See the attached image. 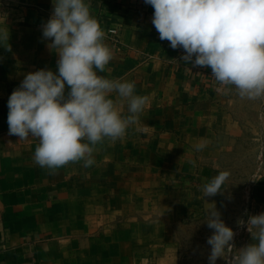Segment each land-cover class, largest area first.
<instances>
[{"label":"crops","instance_id":"crops-1","mask_svg":"<svg viewBox=\"0 0 264 264\" xmlns=\"http://www.w3.org/2000/svg\"><path fill=\"white\" fill-rule=\"evenodd\" d=\"M86 3L113 52L105 71L97 74L134 82V94L147 97V103L124 137L96 145L92 166L69 163L50 174L36 165L38 140L9 135L8 99L27 73L57 71L58 55L42 35L53 0H6L0 5V29L9 30L11 48L0 46V264H135L148 246L141 225H132L128 233H112L103 225L96 233L95 207L119 205L127 189L136 192L128 198L141 199L144 186L166 191L162 200L168 220L218 205L217 196L204 198L202 188L212 177L203 174L199 159L220 156L251 124L243 111L250 110L252 100L241 98L234 87L219 85L210 68L181 61L184 50H173L159 39L152 24L154 9L144 0ZM117 108L129 114L127 100H118ZM198 145L204 147L197 150ZM249 202L252 215L264 212V170L250 186ZM152 225L157 230L151 239L158 241L166 225L160 220ZM250 242L246 231L242 246ZM120 253L128 254L125 261L117 256L109 263L94 259ZM80 254L88 260L77 261Z\"/></svg>","mask_w":264,"mask_h":264},{"label":"clouds","instance_id":"clouds-1","mask_svg":"<svg viewBox=\"0 0 264 264\" xmlns=\"http://www.w3.org/2000/svg\"><path fill=\"white\" fill-rule=\"evenodd\" d=\"M144 2L154 9L152 24L159 39L173 50H184L181 61L192 68H210L219 85L234 87L241 98H264V0ZM90 7L86 0H53L42 35L58 55L57 71L27 73L8 99L9 135L36 138L33 161L50 174L69 163L92 166L96 145L124 137L147 103V97L134 94V82L97 74L105 71L113 52ZM9 36V30L0 29V46L11 51ZM118 100H127V116L118 110ZM229 176L221 171L207 182L204 198L221 194ZM206 222L214 230L207 239L208 261L216 264L226 250L235 248L230 243L235 234L215 206ZM246 230L253 242L228 257V264H264V212L250 215Z\"/></svg>","mask_w":264,"mask_h":264},{"label":"rangeland","instance_id":"rangeland-1","mask_svg":"<svg viewBox=\"0 0 264 264\" xmlns=\"http://www.w3.org/2000/svg\"><path fill=\"white\" fill-rule=\"evenodd\" d=\"M4 1L6 0H0V5ZM263 107V100H252L250 110L244 109L243 111L251 124L248 125L238 142L229 144L228 149L222 151L220 156L199 159V168L202 167L204 175L213 178L221 171L230 172L228 180L223 185V192L216 195L218 205L200 206L191 213L168 220L164 217L166 216V207L163 205L165 198L162 200L165 190H150L144 186L142 198L135 199L128 197L136 192L127 189L122 192L124 198H121L122 203L119 205L95 207V220L98 225V230L95 232H100L105 225L106 229L112 233L120 232V230L128 233L132 230V225H141L140 230L144 238L148 239V246L142 249L141 259H138L135 264H209L208 256L211 246L207 244V239L214 230L207 226L206 221L209 219V211L215 206L221 214V219L235 234L233 241L230 242L235 248L230 251L226 250L225 258L221 257L216 260V264H228L227 258L236 255L246 240V222L252 215L249 204L250 186L258 174L264 170ZM211 170L215 173L209 174ZM125 176L133 177L132 174H125ZM174 207L175 209L171 207L169 211L174 212L177 209L176 206ZM83 208L86 211V207ZM158 220L164 221L166 226L165 231L159 234L158 241H156L151 239V233L157 230L152 223ZM239 221H244L245 224L241 225ZM112 242L116 244L114 238ZM114 246H111L112 249ZM115 256L122 262L126 260L128 254H100L95 255L94 259L109 263L110 260L117 261ZM87 257L86 254H80L77 261L85 262L88 260Z\"/></svg>","mask_w":264,"mask_h":264},{"label":"built area","instance_id":"built-area-1","mask_svg":"<svg viewBox=\"0 0 264 264\" xmlns=\"http://www.w3.org/2000/svg\"><path fill=\"white\" fill-rule=\"evenodd\" d=\"M263 109H264V107H263Z\"/></svg>","mask_w":264,"mask_h":264}]
</instances>
